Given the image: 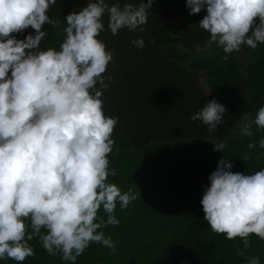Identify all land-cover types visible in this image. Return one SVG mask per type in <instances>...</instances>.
<instances>
[{
  "label": "clouds",
  "instance_id": "9594fccd",
  "mask_svg": "<svg viewBox=\"0 0 264 264\" xmlns=\"http://www.w3.org/2000/svg\"><path fill=\"white\" fill-rule=\"evenodd\" d=\"M56 3L0 0V261L23 264L35 254L29 243L34 237L50 256L59 253L70 264L90 243L115 252V242L103 228L120 223L117 203L123 210L136 198L131 188L121 191L107 180L116 175L108 156L118 118L103 109L105 80H112L104 73L114 50L99 37L105 15L112 35L121 29L144 31L153 0L135 5L87 0L63 17L58 48H41L43 26L60 24L48 14ZM185 8L189 15L204 10L197 24L209 34L205 46L215 42L223 59L242 45L255 49L264 43V0H185ZM29 26L32 32L17 38ZM130 43L144 47L142 37ZM225 112L213 98L189 119L212 132ZM253 125L258 131L264 128V104L254 116L244 115L239 134L251 136ZM257 146L264 149V137ZM213 149L226 152L225 143H215ZM233 166L219 159L200 204L213 233L229 240L239 237L247 248L250 234L264 240V167L242 174L233 172ZM101 210L105 216L98 215ZM237 254L244 255L239 249ZM245 264L260 261L245 257Z\"/></svg>",
  "mask_w": 264,
  "mask_h": 264
},
{
  "label": "trees",
  "instance_id": "16d2710c",
  "mask_svg": "<svg viewBox=\"0 0 264 264\" xmlns=\"http://www.w3.org/2000/svg\"><path fill=\"white\" fill-rule=\"evenodd\" d=\"M86 2L57 0L48 14L60 24L43 26L46 36L40 47L58 48L63 39V17ZM125 2L135 5L140 0H120L121 5ZM172 16L183 17V23L167 21ZM195 16L188 14L185 0H153L144 31L121 29L116 35L107 28V15L103 17L105 29L99 38L114 55L104 73L112 80H105L109 86L102 90L101 99L104 113L118 118L112 133L113 153L108 156V167L114 168L116 175L107 180L121 191L131 188L136 198L123 210L117 203L115 215L120 223L103 228L115 242V252L90 243L75 264H245V257L251 256L264 264V240L250 234L245 248L239 237L229 240L224 234L213 233L200 204L208 176L219 159L233 163L231 133L264 94V83L257 82L260 72L256 69H250L253 82L243 81L236 68L224 71L216 67L218 60L197 54L209 34L199 29ZM30 32L29 26L16 35L23 39ZM137 37L143 38V48L130 43ZM227 55L224 61L228 62ZM202 74L209 95L201 89ZM249 90L252 98L246 96ZM213 98L226 112L222 124L209 132L206 125L189 117ZM221 141L227 153L213 149V144ZM255 145L249 160L242 168L233 166V172L247 174L264 167V149ZM98 215L105 216L102 210ZM118 237L123 243L116 247ZM29 243L35 254L23 264H70L61 260L59 253L50 256L38 238ZM238 249L243 256L237 254ZM0 264L17 262L5 259Z\"/></svg>",
  "mask_w": 264,
  "mask_h": 264
},
{
  "label": "crops",
  "instance_id": "0c3cea01",
  "mask_svg": "<svg viewBox=\"0 0 264 264\" xmlns=\"http://www.w3.org/2000/svg\"><path fill=\"white\" fill-rule=\"evenodd\" d=\"M203 12L204 10H201L199 14ZM192 49L196 50V47H193ZM196 53L199 54L200 56H204L206 59L214 58L215 60H218L219 64L216 67L221 68L224 71L226 68H229L230 70L231 68L232 69L236 68V70L239 72V77L243 81L253 82L254 79L250 74V69L251 68L253 70L256 69L257 73L260 72V75H257V82L264 83V43L258 44L255 49H252L251 47H248L246 45H242L239 51H234L229 54L230 59L228 60V62L224 61L225 59L222 58L224 56V53L221 47L218 46L215 42H212L211 44H207V46L199 47ZM254 65H256V68H253ZM232 79L238 81L236 79V76H232ZM200 81L204 84V86L201 85V89L203 90L204 94L209 95L211 91L209 86L206 84L205 74L201 75ZM245 93L246 96H249L250 98L253 97V92H251V90ZM262 104H264V94L260 97L258 102L253 106V108L248 112V115L254 116L255 112ZM240 124L238 125L236 130H234L231 133V139H230L232 143H235L234 144L235 147H233L232 150L230 151V155L232 156L231 160L238 169L242 168L243 164L245 163V161L243 160L245 154H247L248 158L251 156L252 149L250 148L251 150H248L249 147L247 145L251 142L253 144L252 148H254L256 147L255 144H257L259 139L261 137H264V128L258 131L255 125L252 126L251 136L240 135L239 134ZM238 138H239V145L236 144ZM232 143H230V148Z\"/></svg>",
  "mask_w": 264,
  "mask_h": 264
},
{
  "label": "rangeland",
  "instance_id": "374dc122",
  "mask_svg": "<svg viewBox=\"0 0 264 264\" xmlns=\"http://www.w3.org/2000/svg\"><path fill=\"white\" fill-rule=\"evenodd\" d=\"M204 14H205V12H203V13H201V14H199V13L196 14L195 19H194V22L197 23V21H198L200 18H202ZM175 19H176V20H175ZM174 20H175V21H174ZM178 20H180V21L183 23L184 18L181 17V16L167 17V21H170L171 23L177 22ZM170 22H169V23H170ZM200 84H201L202 86H204V84H203L202 82H200ZM237 136H238V135H237ZM233 142H235V141H233ZM234 144H235V143H232V144H231V148H230L229 152L232 150L233 147H235ZM236 144L239 145V138H238V140L236 141ZM248 150H251V149L248 148ZM248 150H247V151H248ZM233 165H234V168H236V165H235V164H233ZM120 240L123 241V239H120ZM117 243H118V244H117L118 246H116V247H119V244H122V243H123V242L119 243V237L117 238Z\"/></svg>",
  "mask_w": 264,
  "mask_h": 264
}]
</instances>
